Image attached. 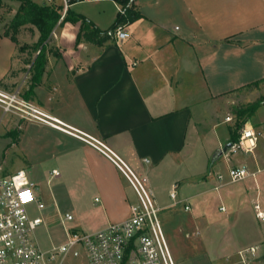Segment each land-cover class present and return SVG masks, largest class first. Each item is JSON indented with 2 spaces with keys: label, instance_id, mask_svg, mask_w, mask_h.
I'll use <instances>...</instances> for the list:
<instances>
[{
  "label": "crops",
  "instance_id": "obj_1",
  "mask_svg": "<svg viewBox=\"0 0 264 264\" xmlns=\"http://www.w3.org/2000/svg\"><path fill=\"white\" fill-rule=\"evenodd\" d=\"M4 2L7 6L0 7V86L27 95L38 52L22 48L37 43L40 32L34 24H25L14 41L6 29L18 10L13 3L20 6V2ZM89 3H80V10L74 8L76 4L72 11L85 16L96 28H110L120 5L101 0L93 2L99 4L97 8L81 6ZM134 5L142 17L127 25L130 37L120 43L109 38L102 45L78 40L81 21H65L52 33L45 71L28 99L80 137L46 124L4 116L7 114L0 108L5 151L13 147L21 150L29 160L28 169H21L29 177V169L43 164L37 160L42 156L62 167L60 159L68 158V172L73 173L70 189L77 203L82 205L87 196L101 203L99 212L88 211L81 218L72 210L65 212L74 217L70 227L84 231L126 220L133 204L127 178L91 143L94 139L145 176L152 190L155 181L176 171L169 179L170 187L182 186L184 199H189L199 191L192 192L194 184L200 182L197 176L210 168L229 140L218 113L209 115L211 121L205 129L201 112L215 110L214 100L230 92L264 83L260 82L264 79V0H135ZM53 47L58 56L49 52ZM245 125L264 134V101ZM232 164L259 170L256 177L241 180L238 197L245 201L251 196L253 203L259 197L264 202V137L253 153L236 154ZM226 166L217 163L216 175ZM3 167L0 165V170ZM53 170L62 176L58 166ZM182 179L189 185H182ZM235 182L220 181L214 188ZM53 197L57 199V195ZM57 201L59 198L54 200L56 208ZM57 212L61 218L65 216ZM89 220L98 225L92 228Z\"/></svg>",
  "mask_w": 264,
  "mask_h": 264
},
{
  "label": "built area",
  "instance_id": "obj_2",
  "mask_svg": "<svg viewBox=\"0 0 264 264\" xmlns=\"http://www.w3.org/2000/svg\"><path fill=\"white\" fill-rule=\"evenodd\" d=\"M45 1V4L60 7L61 23L76 4L101 0ZM134 2L135 0H129V5ZM119 11L123 12L121 6ZM105 35L120 43L130 37V32L126 24L120 23L106 29ZM0 108L4 114L46 124L80 137L79 133L18 90H6L0 86ZM263 137L260 130L245 125L238 140L229 142L231 144L223 150L221 155L227 168L219 171L217 178L220 181L235 182L256 177L259 170L251 171L247 165L236 166L232 164V159L238 153H253ZM91 143L116 164L133 187L138 203L131 205L129 218L110 223L97 231H84L68 226L67 223L73 221L74 217L67 213L62 218L64 225L68 226H65L66 240L44 248L38 240L37 230L45 223V219L42 215L33 213V209H46V204L38 193V184L29 177L25 169L0 175V264H61L69 251L77 245L85 247L90 264H178L159 216L160 207L147 178L131 169L102 142L94 139ZM53 174H58V171L53 170ZM177 187V184L173 185L170 191V196L175 201L178 197ZM221 210H225V207H221ZM254 210L256 216L264 221V202L259 197L254 202ZM60 256H63L60 261L53 263ZM238 256L239 264H264V250L257 245L240 249Z\"/></svg>",
  "mask_w": 264,
  "mask_h": 264
},
{
  "label": "rangeland",
  "instance_id": "obj_3",
  "mask_svg": "<svg viewBox=\"0 0 264 264\" xmlns=\"http://www.w3.org/2000/svg\"><path fill=\"white\" fill-rule=\"evenodd\" d=\"M13 5L14 8H19L18 2L17 4L14 2ZM98 5V3L90 2L81 6L97 8ZM74 8L80 10V4ZM52 45L53 43H49L48 50ZM261 98H264V83L230 92L214 100L215 110L208 108L201 112V120H204L202 127L205 129L208 128L207 123L211 121L209 115L212 113L214 115V112L218 113V122H223L228 129L229 140L219 150L218 156L211 163L209 162L210 168L207 167L205 174L197 176L200 182L192 187L194 193L199 190L197 195L184 199V188L178 186L177 200L171 198L169 179L176 174V171L168 172L162 176V179L155 181L153 191L160 207L159 216L178 264H239L238 251L240 249L257 245L264 250V221L256 216L251 196H247L245 201L238 197L243 183L241 181L225 183L218 189L214 188L215 184H220L215 166L217 163L227 165L221 154L230 141V131L238 130L237 120L241 115L247 116V113H244L245 109L257 103ZM6 145L7 141L1 140L0 137V165L4 166L3 170H0V175L12 174L21 168L28 169L29 160L23 156L21 150L13 147L5 151ZM197 153L199 158L200 147ZM37 160H42L43 164L29 169V174L30 178L39 185L40 195L48 207L43 211L33 209V213L42 215L45 219V223L37 230V237L40 244L48 248L63 243L67 238L65 232L67 225H64L57 209L62 215L72 210L76 215L80 214L81 218L88 211L99 212L101 203L95 202L90 196L82 201V205L77 203V198L73 196V190L70 189L73 173L68 172L70 170L68 158L60 159V165L62 164L63 167L44 156ZM55 166H58L62 176L53 175L52 169ZM181 181L182 185H189L186 184L185 179ZM53 195H57V199H54ZM58 198V208H56L54 200ZM130 199L133 204L138 203V197L132 186ZM221 207H225V210H221ZM89 223L92 224L90 225L92 228L98 225V222L92 223L91 220ZM67 224L69 226V223ZM62 257L60 256L53 263H57ZM63 260V264H90L86 249L82 245L73 247Z\"/></svg>",
  "mask_w": 264,
  "mask_h": 264
},
{
  "label": "trees",
  "instance_id": "obj_4",
  "mask_svg": "<svg viewBox=\"0 0 264 264\" xmlns=\"http://www.w3.org/2000/svg\"><path fill=\"white\" fill-rule=\"evenodd\" d=\"M20 2V6L17 10L16 15L10 22L9 29H6V34L10 35L11 38L17 42L16 34L19 28L25 24L31 23L34 24L39 32L40 37L35 45L30 47L32 51L38 52L33 65H32V84L30 86V90H28V94L24 95L26 98H29L30 91L33 90L35 85H37L42 78V75L45 71V67L48 61V43L52 40V33L58 24H62L65 21L73 20V21H81L82 22V31L78 34V40L84 38L88 41H92L99 45H102L104 42L108 40V37L105 35V30H101L93 26L91 21L80 14L75 13L74 11H70L67 18L59 23L60 20V7L58 5H48V4H38L33 0H17ZM122 8V11L118 12L115 22L113 26L123 23L130 24L139 18L142 17V13L140 10L134 5H129V0H115ZM7 6L4 0H0V7ZM11 9V7H8ZM49 52H52L55 55H59L57 50L53 47ZM260 82H264V79ZM256 82L255 84H258ZM264 98L257 101V103L250 105L247 109H245L244 113H247V116L241 117L237 120V128L238 130L230 131V142L237 141L240 134V129H242L245 123L249 120V118L255 113V111L259 108Z\"/></svg>",
  "mask_w": 264,
  "mask_h": 264
},
{
  "label": "water",
  "instance_id": "obj_5",
  "mask_svg": "<svg viewBox=\"0 0 264 264\" xmlns=\"http://www.w3.org/2000/svg\"><path fill=\"white\" fill-rule=\"evenodd\" d=\"M230 144H231V143H228L227 147H226L224 150H226Z\"/></svg>",
  "mask_w": 264,
  "mask_h": 264
}]
</instances>
